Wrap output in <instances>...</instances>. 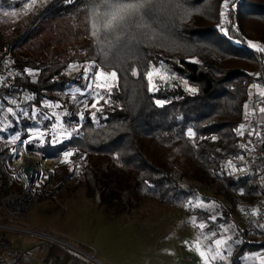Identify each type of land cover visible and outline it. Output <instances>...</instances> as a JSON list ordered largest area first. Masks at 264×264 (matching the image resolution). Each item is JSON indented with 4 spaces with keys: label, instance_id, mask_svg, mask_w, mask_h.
Returning <instances> with one entry per match:
<instances>
[{
    "label": "trees",
    "instance_id": "1",
    "mask_svg": "<svg viewBox=\"0 0 264 264\" xmlns=\"http://www.w3.org/2000/svg\"><path fill=\"white\" fill-rule=\"evenodd\" d=\"M11 2L0 0V5ZM227 3L225 8V0H159L141 28L119 37L101 31L94 38L92 0H40L13 29L0 27V70L18 72L0 87L1 105L28 93L32 99L24 105L41 106L49 95L80 85L79 74L67 73L73 64L93 62L117 74L109 101L95 117L87 111L79 134L35 146L23 133L17 143L0 149V203L23 190L10 167L24 149L57 164L59 194L69 196L71 188L62 183L69 165L61 161L69 148H78L85 153L81 182L89 196L101 183L97 159L109 157L133 174L135 195L194 215L211 229L233 223L241 212L249 214L251 233L244 230L235 242L231 264H243L246 253L264 250L259 241L264 228L251 215L264 182L246 167L241 127L250 88L264 78L258 71L264 64V0ZM152 67L174 75L173 84L153 91ZM31 124L24 121L11 130L25 131ZM238 162L245 172H234ZM184 179L215 186L226 205L219 204L215 212L192 206L194 199L211 198L185 186Z\"/></svg>",
    "mask_w": 264,
    "mask_h": 264
},
{
    "label": "rangeland",
    "instance_id": "2",
    "mask_svg": "<svg viewBox=\"0 0 264 264\" xmlns=\"http://www.w3.org/2000/svg\"><path fill=\"white\" fill-rule=\"evenodd\" d=\"M10 1L9 5H0V27L7 29H13L21 15L40 4V0H36L33 6L27 7L31 0ZM25 72L34 74L28 69ZM100 72L104 75H99ZM67 73L79 74L81 84L49 95L51 97L45 99L41 106L24 105L32 99L28 93L8 97L12 105H1L0 100V149L17 143L23 133L28 134L25 141L35 146H42L46 142L57 144L79 134L87 111L95 117L101 106L109 101V93L117 83V76L112 78L109 75L112 72L98 68L93 62L73 64ZM16 75L18 72L13 69L0 70V87L11 82ZM148 77L153 91L163 85L173 84L175 80V76L163 67H152ZM48 120L52 122L50 126L47 125ZM24 121L32 123L25 131L11 130L21 127ZM23 153L49 159L53 173L49 179L46 178L48 181L45 185H38L36 191H39L41 198L32 200L20 219L31 228L52 236L57 242H65L69 249H82L94 256L98 254L108 264H204L199 254L201 251L205 252L208 264H231L235 242L243 237L244 230L249 229L251 233L249 214L243 212L234 215L233 223L215 230L198 221L194 215L135 195L133 174L109 157L97 159L96 169L101 183L93 196H89L81 182L84 178L82 169L85 156L79 173L69 178L78 164L70 160L64 162L70 159L66 151L61 164H68L69 170L62 177V183L71 188V194H59L57 164L43 154L29 153L25 149L17 153V160ZM232 167L237 173L247 170L239 162ZM183 183L185 186L197 187L201 196L211 198L210 201L203 197L194 199L192 206L215 212L219 204L226 205L223 197L216 194L215 186L207 188L190 179H184ZM253 213L254 210L251 215ZM200 224H204V228H200ZM215 240L225 243L217 249ZM215 251H220L224 258L213 260ZM258 263L264 264V250L248 252L243 257V264Z\"/></svg>",
    "mask_w": 264,
    "mask_h": 264
},
{
    "label": "built area",
    "instance_id": "3",
    "mask_svg": "<svg viewBox=\"0 0 264 264\" xmlns=\"http://www.w3.org/2000/svg\"><path fill=\"white\" fill-rule=\"evenodd\" d=\"M261 69L264 71V64L262 63H260L258 71ZM262 94H264V78L256 80L252 84L249 98L246 101V115L243 120V157L248 171L256 174L264 182V112H261V108H264V95ZM67 152L71 153L70 159H66L64 162L68 163L70 160L78 164L75 172L69 175V178H74L77 173H79V168L85 153L78 148H70ZM29 155L34 156L33 154ZM21 159L22 154L20 158L18 157V160L14 161L13 167H10V170L15 175L17 174L18 178L23 182L24 188L20 194L10 195L2 200L3 206L14 216H23L29 208V203L40 197L39 191H36V188H38V183L42 176L39 174L38 170H35L32 166V177L27 178L25 174L18 169L17 164ZM52 173L53 169L50 176ZM36 192H38V195H36ZM254 213L253 219L255 224L264 228V192L261 199L256 203ZM36 235L39 238L38 247H52L57 244L55 238L42 231L36 232ZM260 242L264 243V238H262ZM28 251L27 249H20L16 245L0 238V257L6 252L10 253L12 256L10 264H25ZM86 260L89 264L94 263L90 258H86Z\"/></svg>",
    "mask_w": 264,
    "mask_h": 264
},
{
    "label": "snow or ice",
    "instance_id": "4",
    "mask_svg": "<svg viewBox=\"0 0 264 264\" xmlns=\"http://www.w3.org/2000/svg\"><path fill=\"white\" fill-rule=\"evenodd\" d=\"M158 2L159 0H92V36L94 38H98L99 32L102 31L105 35L115 34L119 37L121 33L127 34L133 29L141 28L143 26V22L149 19L151 14L156 10V4ZM35 3L36 0H31V3L27 4L26 6L31 7ZM224 7H228L227 0H225ZM5 15L8 14L5 13ZM221 15H223V13H221ZM97 20L100 21L99 28L97 27L96 23ZM250 47L256 48L258 46L251 44ZM260 51H264V49H260ZM136 74L137 73L134 70L133 75ZM99 75H104V73L100 72ZM109 75L112 78H116L117 74L116 72H112ZM190 90L195 91V89ZM8 111L11 112V109H8ZM261 112H264V108H261ZM192 135L193 134L189 132V136ZM68 155H71V153ZM199 227L204 228V224H200ZM213 235L215 234L213 233ZM214 243L216 248L219 249L220 246L225 243V241L215 240ZM209 251H211V249H209ZM199 254L204 259V264H208V258L205 255V252L201 251ZM217 257L220 259L224 258L220 251H215L212 255L213 260H215Z\"/></svg>",
    "mask_w": 264,
    "mask_h": 264
},
{
    "label": "crops",
    "instance_id": "5",
    "mask_svg": "<svg viewBox=\"0 0 264 264\" xmlns=\"http://www.w3.org/2000/svg\"><path fill=\"white\" fill-rule=\"evenodd\" d=\"M4 208L0 203V238L20 249L29 250L25 264H89L86 258L92 259L93 264H108L106 259L100 258L98 254L94 256L82 249H69L63 241H58V244L52 247H38V230L23 222L20 219L22 216H14ZM33 226L38 227L34 224ZM11 260V254L6 252L0 257V264H10Z\"/></svg>",
    "mask_w": 264,
    "mask_h": 264
},
{
    "label": "bare ground",
    "instance_id": "6",
    "mask_svg": "<svg viewBox=\"0 0 264 264\" xmlns=\"http://www.w3.org/2000/svg\"><path fill=\"white\" fill-rule=\"evenodd\" d=\"M18 169L20 172H23L26 166H33L35 170H38L39 174H41L42 178L38 185L43 186L45 182L50 178V173L52 172V166L49 159H44L43 157H34L29 155L28 153L22 154V159L18 161ZM46 178H48L46 180Z\"/></svg>",
    "mask_w": 264,
    "mask_h": 264
},
{
    "label": "water",
    "instance_id": "7",
    "mask_svg": "<svg viewBox=\"0 0 264 264\" xmlns=\"http://www.w3.org/2000/svg\"><path fill=\"white\" fill-rule=\"evenodd\" d=\"M23 173L25 174V176L27 178H31L32 177V173H33V167L32 166H27L24 168Z\"/></svg>",
    "mask_w": 264,
    "mask_h": 264
}]
</instances>
